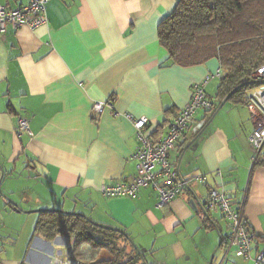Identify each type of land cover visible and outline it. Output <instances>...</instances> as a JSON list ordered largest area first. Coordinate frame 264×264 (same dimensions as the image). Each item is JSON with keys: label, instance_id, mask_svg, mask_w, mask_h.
Segmentation results:
<instances>
[{"label": "crops", "instance_id": "0c3cea01", "mask_svg": "<svg viewBox=\"0 0 264 264\" xmlns=\"http://www.w3.org/2000/svg\"><path fill=\"white\" fill-rule=\"evenodd\" d=\"M177 2L49 0L46 24L7 26L0 34L1 188L18 205L19 187L31 191L24 209L65 210L122 229L143 251L146 264H208L214 251L212 264H256L264 245V160H252L248 138L254 116L243 102L225 100L217 108L216 59L191 67L168 60L157 27ZM25 3L0 0L9 8ZM207 77L212 78L204 92L213 105L195 115L203 128L185 131L169 154L181 179L203 175L206 183H191L163 208L156 207L150 188L134 199L105 198L102 185L129 181L136 171L129 157L137 144L124 115L146 117L151 133L159 136L190 101L192 84ZM108 101L111 107L92 114L93 103ZM22 117L31 135H16ZM211 189L241 207L255 235L249 259L236 257L224 244L217 248L219 238L229 234L218 211L211 209L207 217L190 207L193 198L204 202ZM3 198L0 212H19ZM13 232L0 219V264H49L54 255L70 257L67 238L46 241L33 228L21 243Z\"/></svg>", "mask_w": 264, "mask_h": 264}, {"label": "trees", "instance_id": "16d2710c", "mask_svg": "<svg viewBox=\"0 0 264 264\" xmlns=\"http://www.w3.org/2000/svg\"><path fill=\"white\" fill-rule=\"evenodd\" d=\"M157 39L172 64L191 67L216 59L221 76L215 99L245 105L256 87L254 73L264 65V0H178L159 23ZM38 214L34 234L71 240L68 254L83 264H146L128 235L99 228L80 214Z\"/></svg>", "mask_w": 264, "mask_h": 264}, {"label": "built area", "instance_id": "2783aa9c", "mask_svg": "<svg viewBox=\"0 0 264 264\" xmlns=\"http://www.w3.org/2000/svg\"><path fill=\"white\" fill-rule=\"evenodd\" d=\"M49 0H25V4L17 8H9L0 5V34H4L7 26L14 29L28 27L34 29L47 22L45 5ZM218 72L215 77L220 78ZM212 77H207L201 82L191 86L190 101L185 104L173 117L165 133L152 136L149 120L146 117L135 118L125 114L124 117L131 123L136 141L135 150L130 154V160L135 162V175L129 181L122 180L111 185H102L101 194L105 198L134 199L141 189L151 188L157 196L156 207L163 208L185 190L191 183H206L203 175L191 179H180L174 167L170 163L169 154L184 132L192 129L197 132L202 129L204 122L197 121L195 115L200 111H209L212 108L211 101L207 98L204 88ZM253 81L256 87L245 96V106L254 116V129L248 138L252 151V160L260 158L264 160V65L256 69ZM111 107V103L95 102L92 105V114L99 115L104 108ZM257 114V116H255ZM15 133L20 136L23 133L31 135L28 120L19 118ZM209 208L218 211L228 229L229 234L224 240L225 247L234 248V255L245 259L250 258L251 244L255 238L249 229L241 207L235 206L223 191L211 189L207 196ZM256 264H264V245L257 252ZM49 264H83L71 257L54 255Z\"/></svg>", "mask_w": 264, "mask_h": 264}, {"label": "rangeland", "instance_id": "374dc122", "mask_svg": "<svg viewBox=\"0 0 264 264\" xmlns=\"http://www.w3.org/2000/svg\"><path fill=\"white\" fill-rule=\"evenodd\" d=\"M10 189H13V187H10ZM0 190H1L0 195L4 197L3 199H6L8 202H11L12 204L18 205L15 201H13L11 198H9L7 195L4 194V192L2 191V188H1V184H0ZM13 192H15V191H13ZM30 192L31 191L25 190L23 187L20 186L18 189V194L15 197V200H17V197L20 200V201H18V202H20L18 207L24 211H31V210L39 209V208L24 209L25 206H29V204H27V202L25 201V198L30 194ZM34 204H35L34 202H31L30 206H33ZM1 207H2V205L0 206V208ZM38 216H39V214H37V213H27V212L23 213L21 211L9 212V210H6L5 212H0V219H1L2 223L8 224L11 228L15 229V232L12 233L13 236L15 235V237H13V240H15L17 238V236H19V238L21 239V243H22V239H24V238L26 239V237L28 238L30 236L33 228H35ZM5 232H6V230H5ZM54 254H56V252ZM86 258L88 259V255ZM50 259H52V258H50ZM87 259H86V261H87Z\"/></svg>", "mask_w": 264, "mask_h": 264}, {"label": "water", "instance_id": "95a60500", "mask_svg": "<svg viewBox=\"0 0 264 264\" xmlns=\"http://www.w3.org/2000/svg\"><path fill=\"white\" fill-rule=\"evenodd\" d=\"M253 84H260V82L258 81H253L252 82ZM223 103H221L217 108L220 109L222 107ZM217 109V110H218ZM202 141V137L198 140V142H201ZM0 172H1V175H0V184H1V181H2V178H3V171L2 169H0ZM176 174L178 176V173H177V170H176ZM179 177V176H178ZM180 178V177H179ZM188 189L190 190V187H188ZM189 205L190 207L193 209V210H199L200 212H202V214L204 216H207L208 217V213L209 211L211 210V208L208 207L207 205V199L204 201V202H200L199 200H197L196 198H193L190 202H189ZM14 207L18 210V211H21L23 213H40L42 211H46L47 209H35V210H31V211H24L22 209H20L18 207V205L14 204ZM53 211H56V212H63L65 214H77V213H71V212H65L63 210H57V209H52ZM87 218V217H86ZM89 219V218H87ZM90 220V219H89ZM93 224H95L96 226H98L99 228H102V229H105V230H108V231H112V232H116V233H119V234H122L124 236H127V234L120 228L118 227H115V226H112V225H107V224H102V223H96V222H93L92 220H90ZM128 237V236H127ZM132 242V241H131ZM224 241L223 239L219 238V243H218V246L217 248H219L221 245H223ZM132 245L138 250V254L140 255V257L144 260V256H143V251L139 250L137 248V246L132 242ZM215 252V251H214ZM214 252L212 253L211 257H210V260H209V263L208 264H212V260H213V255H214Z\"/></svg>", "mask_w": 264, "mask_h": 264}]
</instances>
